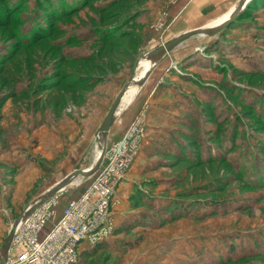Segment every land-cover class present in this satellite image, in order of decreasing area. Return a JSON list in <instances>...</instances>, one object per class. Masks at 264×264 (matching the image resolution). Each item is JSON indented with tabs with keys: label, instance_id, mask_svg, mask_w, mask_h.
<instances>
[{
	"label": "rangeland",
	"instance_id": "obj_1",
	"mask_svg": "<svg viewBox=\"0 0 264 264\" xmlns=\"http://www.w3.org/2000/svg\"><path fill=\"white\" fill-rule=\"evenodd\" d=\"M193 1L0 0V250L28 205L95 164L97 129L144 54L224 15L212 6L190 24ZM248 5L138 82L130 100L155 83L158 94L106 138L105 157L123 139L134 156L114 194L125 179L122 232L90 243L81 264H264V0ZM94 174L49 199L48 226Z\"/></svg>",
	"mask_w": 264,
	"mask_h": 264
},
{
	"label": "built area",
	"instance_id": "obj_2",
	"mask_svg": "<svg viewBox=\"0 0 264 264\" xmlns=\"http://www.w3.org/2000/svg\"><path fill=\"white\" fill-rule=\"evenodd\" d=\"M125 139L113 144L107 163L94 174L89 186L63 208L48 226L51 203L46 201L17 226L6 264H81V244L108 241L115 229L112 205L116 182L124 178L134 160L124 152Z\"/></svg>",
	"mask_w": 264,
	"mask_h": 264
},
{
	"label": "water",
	"instance_id": "obj_3",
	"mask_svg": "<svg viewBox=\"0 0 264 264\" xmlns=\"http://www.w3.org/2000/svg\"><path fill=\"white\" fill-rule=\"evenodd\" d=\"M250 0H238L237 4L230 10L228 16L223 19L221 22L213 25H207L204 27H195L190 30H186L174 36L173 38L163 42L158 47L152 49L147 52L148 56L151 58H155L159 55H165L171 49L176 47L178 44L188 39L189 37L196 34H209L213 35L226 27L231 21L236 19V17L244 10V8L248 5ZM151 70H149L145 75L140 78V84L144 83L148 76L150 75ZM134 77L132 76L128 83L124 85L121 90L117 93L113 101L111 102L106 115L104 116L100 126L97 129V135H99L102 141V149L98 154L97 160L95 164L89 168H75L72 172L67 174L61 180L57 181L54 185L49 187L40 197L35 199L30 205H28L24 211L15 219L13 222L11 229L7 233V235L3 238L0 250V264H6L7 256L10 252L12 241L15 235L16 228L18 224L32 211H34L38 206L42 205L57 193L66 188V186L73 181L78 176L82 175H90L94 174L102 164L105 152H106V138L110 131L111 126L115 120L117 111L119 110L122 102L124 101V97L126 96L130 85L132 84Z\"/></svg>",
	"mask_w": 264,
	"mask_h": 264
},
{
	"label": "crops",
	"instance_id": "obj_4",
	"mask_svg": "<svg viewBox=\"0 0 264 264\" xmlns=\"http://www.w3.org/2000/svg\"><path fill=\"white\" fill-rule=\"evenodd\" d=\"M232 1L233 0H195V1L192 2L191 5H189L188 10L184 12L185 14H184L183 18L188 23L191 24V23H193V21L195 19L200 20L203 17H210L212 15L211 12H210L211 10H209L207 13L204 12V10L206 11V10H208V8H210L212 6L217 9V12H215L216 15L224 14L222 12H225L229 8L230 3ZM185 30H187V29H185ZM148 79H146V81L144 83L149 81ZM159 87H160V83H155L154 87L151 89V91H150V93L148 95H146V96H144V95L138 96V97H135L133 100L129 99L128 101H125V104H122L120 106L119 110L117 111V114H116L115 120L113 122V125L110 128L109 138H112V139L116 140L118 137H120L122 135V133L126 130V128L128 127L129 123L131 122L132 118L137 114V112L140 111L142 103L145 101L146 97H148L149 95H157L158 91H159L158 90ZM155 104H154V106H156V107H159V105H160V103H155ZM151 127H155V126L153 125ZM124 180H122V182H120V184H118V187H117L118 191H117V193H116L117 195L115 197L117 199V201L115 200L114 204L112 205V216H113L114 222L119 217L115 213L114 210L116 208H119V206H120L119 204H121V201H123L125 196H126V192H125L126 188L124 186H122L123 183H125ZM77 196H75V197H77ZM123 205L125 206L126 204H123ZM64 207H65V205H64ZM62 211H63V209H62ZM62 211L59 213L58 218L61 216ZM53 222H55V221H53ZM112 237L113 236H111V238ZM110 239L108 241H110ZM91 246L92 245L89 242L86 241V242L81 244V250L84 251V250L90 248Z\"/></svg>",
	"mask_w": 264,
	"mask_h": 264
},
{
	"label": "bare ground",
	"instance_id": "obj_5",
	"mask_svg": "<svg viewBox=\"0 0 264 264\" xmlns=\"http://www.w3.org/2000/svg\"><path fill=\"white\" fill-rule=\"evenodd\" d=\"M229 13H230V11H228L226 14L224 13L223 16H221L220 18L218 17V19L216 18V20H214L213 22L207 23V25H213V24H217V23L221 22L223 19H225L228 16ZM162 58H163V55H159L155 58H151L148 56L147 53L144 54V58L141 59V61H140L141 72L139 75L134 77L132 84L129 87V90H128L126 96L124 97L125 101H128L130 99V96L135 92L136 88L138 87V82H139L140 78L143 75H145L149 70L152 71L154 69V67L156 66V64L161 62Z\"/></svg>",
	"mask_w": 264,
	"mask_h": 264
},
{
	"label": "trees",
	"instance_id": "obj_6",
	"mask_svg": "<svg viewBox=\"0 0 264 264\" xmlns=\"http://www.w3.org/2000/svg\"><path fill=\"white\" fill-rule=\"evenodd\" d=\"M250 1H251V0H250ZM248 4L250 5V2H249ZM249 5H248V6H249ZM121 232H122V228H117V229H115V234H119V233H121ZM101 243H104V242H101ZM85 253H87L86 250L81 251V257H82V259H83V256H84Z\"/></svg>",
	"mask_w": 264,
	"mask_h": 264
}]
</instances>
